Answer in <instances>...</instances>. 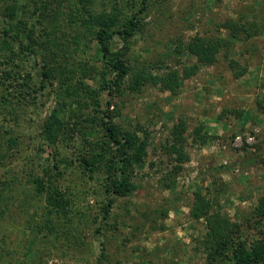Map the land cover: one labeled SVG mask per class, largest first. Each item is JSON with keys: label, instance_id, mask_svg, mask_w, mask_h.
Segmentation results:
<instances>
[{"label": "rangeland", "instance_id": "rangeland-1", "mask_svg": "<svg viewBox=\"0 0 264 264\" xmlns=\"http://www.w3.org/2000/svg\"><path fill=\"white\" fill-rule=\"evenodd\" d=\"M35 1L40 6L45 0H29L27 15ZM68 1L60 0L58 10L55 0H46V56L54 79L45 106L34 107L24 118L40 114V120H48L58 111L64 129L55 145L46 140L43 155L57 151L63 161L100 147L101 123L96 120L91 128L88 119L91 111L103 117L109 96L101 79L112 77L106 64L95 61L94 36H89L88 53L76 49L74 38L83 31L76 25L74 1ZM71 9L75 15H69ZM121 13L129 11L123 6ZM228 19L248 22L250 38L232 40L222 27ZM216 38L231 43L215 64L200 65L188 44ZM54 39L59 47L52 46ZM111 49L132 71L110 111L119 129L133 137V152L138 142L146 141L147 148L142 161L130 168L135 191L114 196L102 237L108 264H208L206 221L191 215L195 194H209L214 209L234 223L248 219L264 195V0H149L136 35L128 41L114 37ZM142 69L158 76L174 70L183 79L174 90L152 82L134 89ZM179 125L186 128L185 141L175 148L188 158L181 164L172 152V132ZM20 126L13 128L20 151L9 152L0 165V264H32L34 259L36 264H98L100 236L94 231L104 201L102 187L73 168L52 180L69 194V208L51 212L47 194L33 182L50 163L37 159L31 125ZM197 128L209 136L204 144L194 142ZM103 165L101 176L106 177L108 161Z\"/></svg>", "mask_w": 264, "mask_h": 264}, {"label": "trees", "instance_id": "trees-1", "mask_svg": "<svg viewBox=\"0 0 264 264\" xmlns=\"http://www.w3.org/2000/svg\"><path fill=\"white\" fill-rule=\"evenodd\" d=\"M55 1L60 10V0ZM73 1L72 5H75L77 11L76 17L80 18L76 21V25L79 27V32L80 29L83 31L74 38L76 49L81 48L82 54L84 51L87 52L90 46L89 36H94L99 54L95 61L106 64L112 75L110 79H105L104 76L101 79L102 88L109 96L103 117L96 118L91 111L88 119L91 128L94 127L96 120L97 124L101 123L100 147L93 152L86 148L84 153L81 152L74 158H65V161L57 151L44 157L46 140L51 145H55L59 132L64 129L63 123L57 116L58 111L48 120H40V114L36 115L35 119L31 118L30 122L24 121V118L27 112L31 114L35 111L34 107L40 109L45 106L46 90L54 79L53 67L48 63L49 59L46 56L48 5L46 0L40 6L35 1L34 4L32 3L33 12L27 15V11L32 6L29 0L22 4L18 3V0H0V165L9 152H11L10 156H13L14 152L20 151L19 140L13 135V128L22 127L20 125L27 122L31 125V134L34 135L32 141L38 140L37 159L50 163L44 176L36 177L33 182L39 193L47 194L51 212L64 213L71 202L67 192L52 185L54 178L57 181L73 168H79L91 181L98 182L103 189L104 201L100 208V222L94 231L95 237L100 236V253L96 260L98 264H108L109 255L102 237L115 202L114 196L125 197L135 191L136 186L131 180L130 168L142 161L147 148L146 141L138 142L140 145L133 152L136 146L133 137L119 129L110 111L111 100L120 92L125 78L132 71L122 58L113 54L111 40L119 37L128 41L136 35L142 24L143 14L148 10L149 0H102L98 4L96 3L98 0ZM123 6L129 14L121 13ZM76 11L71 9L69 15H75ZM222 27L230 31L232 40L250 38L253 30V27L243 19L238 21L228 19ZM230 43L221 38L204 42L194 40L188 44L187 50L196 56L200 65L212 66L217 61L219 53L227 49ZM52 46L59 47L55 39L52 41ZM62 47L69 51L66 49L68 46ZM33 69L39 70L36 75L33 74ZM145 71L139 70V74L133 80L132 88L138 89L141 85L152 82L161 85L164 89L174 90L179 87L183 79L178 71L174 70L163 76L152 73L148 75ZM185 72L184 76L188 77L190 71L187 69ZM81 85L87 89L86 85L82 83ZM85 108L91 109L88 103ZM185 131L186 128L179 125L172 132L174 136L172 152L180 164L186 162L188 158L175 146L184 143ZM194 136V142L200 144H204L209 138L208 134L202 135V128H197ZM88 138H84L86 145L89 144ZM107 161L110 173L102 177L103 164ZM50 172L52 174H49ZM46 176L49 177V185L45 184L48 180ZM208 195L196 193L191 207L192 217L196 220L204 219L207 224L208 233L204 246L208 252V264H264V195L259 198L258 205L249 214V218L236 223L227 215L215 210ZM36 261L34 259L32 264H36Z\"/></svg>", "mask_w": 264, "mask_h": 264}, {"label": "built area", "instance_id": "built-area-1", "mask_svg": "<svg viewBox=\"0 0 264 264\" xmlns=\"http://www.w3.org/2000/svg\"><path fill=\"white\" fill-rule=\"evenodd\" d=\"M239 137H237V139H238Z\"/></svg>", "mask_w": 264, "mask_h": 264}]
</instances>
